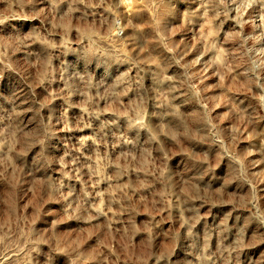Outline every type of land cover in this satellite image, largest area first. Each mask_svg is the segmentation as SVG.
I'll return each instance as SVG.
<instances>
[{"label": "rangeland", "instance_id": "374dc122", "mask_svg": "<svg viewBox=\"0 0 264 264\" xmlns=\"http://www.w3.org/2000/svg\"><path fill=\"white\" fill-rule=\"evenodd\" d=\"M0 264H264V0H0Z\"/></svg>", "mask_w": 264, "mask_h": 264}]
</instances>
